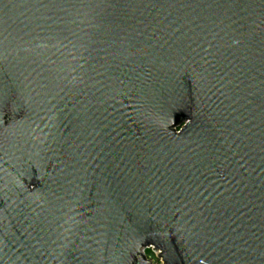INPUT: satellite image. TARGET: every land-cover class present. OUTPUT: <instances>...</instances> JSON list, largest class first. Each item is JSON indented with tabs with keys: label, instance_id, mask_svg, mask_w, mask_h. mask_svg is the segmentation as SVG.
<instances>
[{
	"label": "water",
	"instance_id": "95a60500",
	"mask_svg": "<svg viewBox=\"0 0 264 264\" xmlns=\"http://www.w3.org/2000/svg\"><path fill=\"white\" fill-rule=\"evenodd\" d=\"M264 264V0H0V264Z\"/></svg>",
	"mask_w": 264,
	"mask_h": 264
},
{
	"label": "rangeland",
	"instance_id": "374dc122",
	"mask_svg": "<svg viewBox=\"0 0 264 264\" xmlns=\"http://www.w3.org/2000/svg\"><path fill=\"white\" fill-rule=\"evenodd\" d=\"M146 255L150 260H153L157 264H162L161 259H159L151 248L146 249Z\"/></svg>",
	"mask_w": 264,
	"mask_h": 264
},
{
	"label": "built area",
	"instance_id": "2783aa9c",
	"mask_svg": "<svg viewBox=\"0 0 264 264\" xmlns=\"http://www.w3.org/2000/svg\"><path fill=\"white\" fill-rule=\"evenodd\" d=\"M147 249H148V248H147ZM151 249H152V248H151ZM152 250H153V249H152ZM153 252H154V251H153ZM154 253H155V252H154ZM155 254H156V253H155ZM156 256H157V254H156ZM157 257H158V256H157ZM158 258H159V257H158ZM159 259H161V258H159ZM161 261H162V259H161ZM152 262L155 263L153 260H152ZM156 264H157V263H156ZM162 264H164L163 261H162Z\"/></svg>",
	"mask_w": 264,
	"mask_h": 264
}]
</instances>
